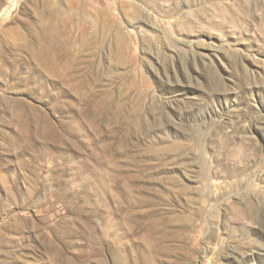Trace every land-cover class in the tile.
Instances as JSON below:
<instances>
[{
	"label": "rangeland",
	"instance_id": "obj_1",
	"mask_svg": "<svg viewBox=\"0 0 264 264\" xmlns=\"http://www.w3.org/2000/svg\"><path fill=\"white\" fill-rule=\"evenodd\" d=\"M19 2L0 264H264V0Z\"/></svg>",
	"mask_w": 264,
	"mask_h": 264
},
{
	"label": "bare ground",
	"instance_id": "obj_2",
	"mask_svg": "<svg viewBox=\"0 0 264 264\" xmlns=\"http://www.w3.org/2000/svg\"><path fill=\"white\" fill-rule=\"evenodd\" d=\"M19 4V0H6L4 4H0V9H2L0 12V27L7 24L12 17L19 14ZM41 49L45 50L46 47H41Z\"/></svg>",
	"mask_w": 264,
	"mask_h": 264
}]
</instances>
